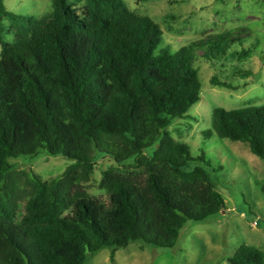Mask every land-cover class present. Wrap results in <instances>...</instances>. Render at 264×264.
<instances>
[{"label":"trees","instance_id":"1","mask_svg":"<svg viewBox=\"0 0 264 264\" xmlns=\"http://www.w3.org/2000/svg\"><path fill=\"white\" fill-rule=\"evenodd\" d=\"M51 3L35 17L0 0V264H88L100 249L113 259L133 241L171 247L186 220L226 206L204 154L193 156L168 127L199 100L195 52L214 60L238 37L217 34L172 52L159 24L124 0ZM212 128L264 160V104L215 107ZM41 150L72 162L46 179L23 171L17 218L9 159ZM98 155L115 162L98 182L107 201L86 188ZM229 262L264 264V251L241 243Z\"/></svg>","mask_w":264,"mask_h":264},{"label":"rangeland","instance_id":"2","mask_svg":"<svg viewBox=\"0 0 264 264\" xmlns=\"http://www.w3.org/2000/svg\"><path fill=\"white\" fill-rule=\"evenodd\" d=\"M135 12L148 16L162 29V45L172 52L192 41L217 34L237 36L225 54L207 58L195 52L193 65L201 83L199 100L187 110V117L168 127L172 136L185 144L193 156L204 154L225 208L201 221L186 220L176 243L158 247L130 242L94 253L88 264H231L241 243L264 251V160L252 153L246 142L219 137L212 128V111L264 104V0H124ZM5 8L17 14L41 17L52 10L51 0H3ZM12 41L13 35L5 33ZM248 51L249 53H246ZM212 77L231 87L212 83ZM211 130L206 137L204 132ZM147 149L146 152H150ZM11 177L20 189L17 218L23 211L28 185L23 171L31 168L42 178L58 176L72 161L62 155L10 158ZM115 162L98 155L95 170L86 184L90 195L105 201L108 192L98 187L101 170ZM120 169L124 170L120 167Z\"/></svg>","mask_w":264,"mask_h":264}]
</instances>
